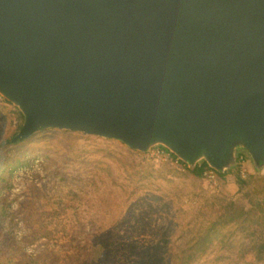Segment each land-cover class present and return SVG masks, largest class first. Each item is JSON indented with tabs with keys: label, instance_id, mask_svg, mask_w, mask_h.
<instances>
[{
	"label": "water",
	"instance_id": "water-1",
	"mask_svg": "<svg viewBox=\"0 0 264 264\" xmlns=\"http://www.w3.org/2000/svg\"><path fill=\"white\" fill-rule=\"evenodd\" d=\"M13 138L65 129L264 167V0H0Z\"/></svg>",
	"mask_w": 264,
	"mask_h": 264
},
{
	"label": "rangeland",
	"instance_id": "rangeland-1",
	"mask_svg": "<svg viewBox=\"0 0 264 264\" xmlns=\"http://www.w3.org/2000/svg\"><path fill=\"white\" fill-rule=\"evenodd\" d=\"M20 124V108L0 93V264H24L29 257L71 264L91 252L102 258L101 248L116 264H181L178 258L190 256L178 248L194 240L197 227L209 226L225 198L257 200L253 185L241 189L236 176L262 174L264 167L242 147L230 172L210 180L189 173L163 145L139 151L57 128L14 141ZM157 148L167 151L156 155ZM226 226L230 249L215 238L190 264L254 262L243 258L240 244L264 240V223L249 232L236 222Z\"/></svg>",
	"mask_w": 264,
	"mask_h": 264
},
{
	"label": "trees",
	"instance_id": "trees-1",
	"mask_svg": "<svg viewBox=\"0 0 264 264\" xmlns=\"http://www.w3.org/2000/svg\"><path fill=\"white\" fill-rule=\"evenodd\" d=\"M24 121V115L22 114ZM22 124H20L21 128ZM182 163H186L181 160ZM188 166V165H187ZM207 168H210L207 161L202 160L197 163L194 168H189L188 172L194 176H201L203 171ZM228 172H219V177L223 178ZM236 181L239 184V187L243 189L248 185H253L252 188L257 194V200L255 203L249 202L240 203L232 198H225L219 205L217 210L216 218L209 224L208 227L200 228L197 227L193 234V241L187 245L178 248L177 253L188 254V258H178L181 261V264H190L195 256L199 252L205 253L207 250L212 248V245L217 239V242L221 244L220 248L225 252L230 249V235L228 234L227 226L232 222H236L238 227L242 230L249 232L251 230V225L263 226L264 223V173L256 174L249 176L248 178H242L239 174L236 176ZM251 223V224H250ZM250 224V226H249ZM262 229V235L264 234V228ZM254 233L257 230H252ZM254 239V238H253ZM241 253L243 258H248L249 256L254 260L252 264H264V240L256 239L249 246L245 242L241 244ZM248 247V248H247ZM247 248V249H246ZM246 249V250H245ZM103 250L101 248V257L97 258L95 253L91 252L86 255L85 258L81 260H76L75 263L71 264H116L114 259L108 260L109 258L103 257ZM24 264H37L31 257L27 260L21 262ZM122 264V263H117ZM144 264V263H141ZM148 264V262H147Z\"/></svg>",
	"mask_w": 264,
	"mask_h": 264
},
{
	"label": "built area",
	"instance_id": "built-area-1",
	"mask_svg": "<svg viewBox=\"0 0 264 264\" xmlns=\"http://www.w3.org/2000/svg\"><path fill=\"white\" fill-rule=\"evenodd\" d=\"M166 148H157L156 150V155H160V154H164L166 153ZM167 153H172V152H167ZM241 161L243 162L245 157L242 155L240 157ZM202 176H204L205 178H208L210 180H215L218 176V171L212 167L207 168L203 171Z\"/></svg>",
	"mask_w": 264,
	"mask_h": 264
}]
</instances>
